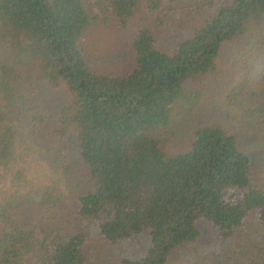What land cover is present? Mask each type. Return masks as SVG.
<instances>
[{
	"label": "trees",
	"instance_id": "obj_1",
	"mask_svg": "<svg viewBox=\"0 0 264 264\" xmlns=\"http://www.w3.org/2000/svg\"><path fill=\"white\" fill-rule=\"evenodd\" d=\"M146 4L110 76L103 2L0 0V264H264V0Z\"/></svg>",
	"mask_w": 264,
	"mask_h": 264
},
{
	"label": "rangeland",
	"instance_id": "obj_2",
	"mask_svg": "<svg viewBox=\"0 0 264 264\" xmlns=\"http://www.w3.org/2000/svg\"><path fill=\"white\" fill-rule=\"evenodd\" d=\"M93 1H98L100 4L103 2L105 9L98 7L96 12L99 17L85 33L87 61L97 72L110 76H125L137 65V52L133 44L136 35L139 31L148 28L151 21L153 22V19L147 18L149 7L146 0H141L142 10H136L131 16L121 17V14L116 12L117 8H120L117 4L114 5L113 0ZM221 116L226 119V116ZM26 229L34 231L35 238L39 241L40 232L36 228L35 221H31ZM36 249L34 244L25 255L23 264H36Z\"/></svg>",
	"mask_w": 264,
	"mask_h": 264
}]
</instances>
